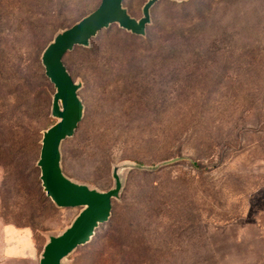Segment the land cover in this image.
Wrapping results in <instances>:
<instances>
[{
    "label": "rangeland",
    "instance_id": "374dc122",
    "mask_svg": "<svg viewBox=\"0 0 264 264\" xmlns=\"http://www.w3.org/2000/svg\"><path fill=\"white\" fill-rule=\"evenodd\" d=\"M100 1L0 0V264H39L81 211L41 187L57 120L40 57ZM146 1L124 6L138 19ZM151 18L145 37L114 25L64 57L84 105L66 176L106 192L113 166H144L64 264H264V0H160Z\"/></svg>",
    "mask_w": 264,
    "mask_h": 264
},
{
    "label": "water",
    "instance_id": "95a60500",
    "mask_svg": "<svg viewBox=\"0 0 264 264\" xmlns=\"http://www.w3.org/2000/svg\"><path fill=\"white\" fill-rule=\"evenodd\" d=\"M160 0H147L140 18L133 17L124 0H101L99 6L69 28L58 31L41 53L45 77L53 85L50 115L56 123L43 131L36 167L46 198L58 208H81L69 227L59 235H48L39 264H64L79 247L87 245L100 226L109 222L113 202L121 198L123 171L143 169L138 164L113 166V187L106 192L70 179L63 171L61 147L72 138L83 119L79 97L82 84L75 81L64 65V57L76 47L88 48L103 30L117 25L132 35L144 37L151 24V10Z\"/></svg>",
    "mask_w": 264,
    "mask_h": 264
},
{
    "label": "trees",
    "instance_id": "16d2710c",
    "mask_svg": "<svg viewBox=\"0 0 264 264\" xmlns=\"http://www.w3.org/2000/svg\"><path fill=\"white\" fill-rule=\"evenodd\" d=\"M110 29V28H109ZM108 30V29H107ZM132 35V34H131ZM134 37H137V38H139L138 36H135V35H133ZM145 36H146V34H145ZM144 36V37H145ZM193 165H195V166H197V164L196 163H194Z\"/></svg>",
    "mask_w": 264,
    "mask_h": 264
}]
</instances>
